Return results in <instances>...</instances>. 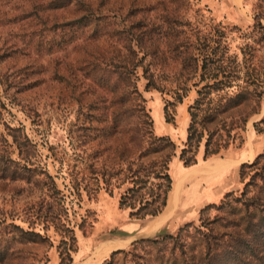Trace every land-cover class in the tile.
<instances>
[{
  "label": "rangeland",
  "instance_id": "rangeland-1",
  "mask_svg": "<svg viewBox=\"0 0 264 264\" xmlns=\"http://www.w3.org/2000/svg\"><path fill=\"white\" fill-rule=\"evenodd\" d=\"M232 9L225 21L221 13ZM260 25L264 0H0V264H59L61 257L103 264L136 240L198 224L203 206L229 191L239 196L249 179L247 196L264 195V156L252 164L264 154ZM211 50L231 61L235 84L260 92L246 107L257 111L219 153L204 159L202 142L197 163L185 169L178 154L188 106ZM176 93L185 96L176 101ZM167 101H174L168 123ZM149 127L176 145L168 168V196L176 197L139 234L138 219L118 201L146 137L141 128ZM157 181L150 175L145 198ZM231 206L219 213L241 203ZM215 214L208 210V219ZM167 218L172 226L153 234ZM170 242H139L111 264H163Z\"/></svg>",
  "mask_w": 264,
  "mask_h": 264
},
{
  "label": "trees",
  "instance_id": "trees-1",
  "mask_svg": "<svg viewBox=\"0 0 264 264\" xmlns=\"http://www.w3.org/2000/svg\"><path fill=\"white\" fill-rule=\"evenodd\" d=\"M223 60L224 55L215 57L212 50L201 59L199 81L203 84L196 90V97L188 106L189 123L178 154L183 167L197 163L202 142L204 159L226 148L231 131L244 125L249 113L257 111L252 108L246 112V107L247 101L253 96L259 97L260 92L256 89L249 91L247 86L235 84L234 80L239 78V74L230 64L231 61L224 63ZM232 87H236V91H230ZM184 96L176 93L175 100L181 101ZM173 104L174 101H167L164 105L167 123L172 120L168 109ZM141 129L146 137L137 146V165L133 170H127L130 173V185L118 201L121 208H129V216L135 219L154 217L165 207L172 188L169 163L176 156V145L168 135H154L152 127L147 131ZM261 156L264 154H258L252 164ZM152 174L158 180L157 188L149 189L148 197L145 198L142 190L146 188ZM251 183V179L244 182L239 196H233L229 191L219 203L203 206L199 211L198 224L186 222L175 235L136 240L126 252L124 249L112 251L103 264H111L113 256L119 252L134 254L139 242L163 246L167 239L171 240V255L163 264H264V195L253 193L247 196V187ZM233 202L241 203L235 212L231 210L227 215L219 213L223 207H232ZM212 209L216 214L209 220L208 210ZM177 248L179 253L175 254ZM68 261L65 263L61 257L59 264H71L72 257H68Z\"/></svg>",
  "mask_w": 264,
  "mask_h": 264
},
{
  "label": "crops",
  "instance_id": "crops-1",
  "mask_svg": "<svg viewBox=\"0 0 264 264\" xmlns=\"http://www.w3.org/2000/svg\"><path fill=\"white\" fill-rule=\"evenodd\" d=\"M237 11V10H236ZM231 13H233V9H232V11H224V12H222L221 14H222V17H223V19L225 20V21H227V20H229V21H231V17H230V15H231ZM240 18V17H239ZM238 20H241V23H243V19H238ZM163 124L165 125V123L163 122ZM187 168H190V167H187ZM186 167H185V169H187ZM182 179V178H181ZM171 190H172V188H171ZM170 190V191H171ZM167 199H169V196H168V198ZM168 205V200H167V204L165 205V207ZM168 207V206H167ZM164 212V208H163V210L158 214V215H156V216H154V217H149V218H144V219H136L137 220V223H138V225L140 226V230H139V234H142L149 226H150V224H152V222L153 221H155V220H157V218H159L160 216H161V214ZM133 226V225H132ZM132 226H131V228H132ZM172 226V224H171V222L169 223V219L167 218V219H165L163 222H162V224L159 226V228L156 230V231H154L153 232V234H155V233H157V232H159L160 230H164V229H169L170 227ZM129 229V228H123V230H125L126 232H131L132 231V229ZM135 234H137V233H135V232H133V234L131 235L132 237L133 236H135ZM130 236V234H127V235H123V234H121V235H119V236H117V239H127V238H132ZM107 246V245H106ZM111 250H113V249H111ZM111 250H109V251H111Z\"/></svg>",
  "mask_w": 264,
  "mask_h": 264
},
{
  "label": "bare ground",
  "instance_id": "bare-ground-1",
  "mask_svg": "<svg viewBox=\"0 0 264 264\" xmlns=\"http://www.w3.org/2000/svg\"><path fill=\"white\" fill-rule=\"evenodd\" d=\"M175 197H176V195H175V196H172V197L169 199L170 204L173 205V201L175 200Z\"/></svg>",
  "mask_w": 264,
  "mask_h": 264
}]
</instances>
